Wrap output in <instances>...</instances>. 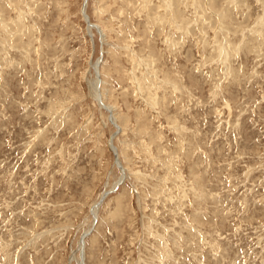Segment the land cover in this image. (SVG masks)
I'll return each mask as SVG.
<instances>
[{"label": "rangeland", "instance_id": "1", "mask_svg": "<svg viewBox=\"0 0 264 264\" xmlns=\"http://www.w3.org/2000/svg\"><path fill=\"white\" fill-rule=\"evenodd\" d=\"M85 2L0 0V264H264V0Z\"/></svg>", "mask_w": 264, "mask_h": 264}, {"label": "bare ground", "instance_id": "2", "mask_svg": "<svg viewBox=\"0 0 264 264\" xmlns=\"http://www.w3.org/2000/svg\"><path fill=\"white\" fill-rule=\"evenodd\" d=\"M85 5L83 6V11H82V15L84 17V20L86 21L87 23V30L88 32L92 35V30L93 29H96L98 30L99 32H101L100 28L91 23L88 15H87V12H86V9H87V2L88 0H85ZM93 69L95 70V73H96V79L93 83V96L95 98V100H97V102L101 105L103 104V97H102V93H101V84H102V81L99 79L100 78V73H99V62L95 63L93 65ZM104 106L106 110H108L109 112H113V109L112 107L110 106H106L105 103L103 105H101V107ZM110 120L113 122L114 125H117L118 129H119V125L117 124V120L115 118V116L113 115L112 113V116L110 118ZM109 144V148H111V150L114 152V155L116 157V165L122 170L123 172V176L121 177V179L114 185V188H116L118 185H120L122 182L125 181L126 179V174H125V170L124 168L122 167V164L119 160V156L117 155V152H116V149H115V146L113 144V141L112 140H109L108 142ZM112 190V189H111ZM109 195V191H106L105 193H103L101 195V197L99 198V200L93 205V208H92V215L94 217L93 220L97 221V218H98V211H99V208L101 207V205L103 204V202H105V199L107 198V196ZM91 230H88V231H85V233L82 235V237L80 238V241H79V248H78V252H79V264H86L85 261V251H86V238L90 235ZM76 259L75 258V253L72 257V260Z\"/></svg>", "mask_w": 264, "mask_h": 264}]
</instances>
